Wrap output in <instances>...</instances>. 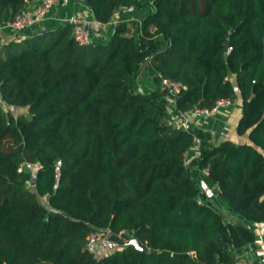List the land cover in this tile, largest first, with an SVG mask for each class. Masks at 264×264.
Returning <instances> with one entry per match:
<instances>
[{"label": "trees", "instance_id": "16d2710c", "mask_svg": "<svg viewBox=\"0 0 264 264\" xmlns=\"http://www.w3.org/2000/svg\"><path fill=\"white\" fill-rule=\"evenodd\" d=\"M27 1L0 0V23ZM122 1L75 5L105 23ZM127 1L144 12L103 42H76L66 21L0 45V264H232L253 244L244 220L264 221V0ZM141 68L148 91L134 88ZM157 73L181 81L172 101ZM236 94L247 141L167 122L169 108ZM194 163L239 217L208 200ZM95 227L118 247L95 256L85 246Z\"/></svg>", "mask_w": 264, "mask_h": 264}, {"label": "crops", "instance_id": "0c3cea01", "mask_svg": "<svg viewBox=\"0 0 264 264\" xmlns=\"http://www.w3.org/2000/svg\"><path fill=\"white\" fill-rule=\"evenodd\" d=\"M76 1L80 0H58L53 4L45 17L40 22L26 28L28 31L31 28H51L56 25L62 24L67 21L68 17H77L84 21L89 27L91 34L92 42L105 41L112 30L113 25L117 21L126 20L133 22L137 17L144 11L140 8H137L133 5H129L127 0L122 1L120 8L115 11L112 18L105 23L97 22L88 7L84 3H78L75 5ZM36 2V0H28L25 8L31 6ZM130 32L134 34L136 32L135 24L130 23ZM26 32L23 30H13L8 27L5 22L0 23V45L5 41L11 39H19L21 35ZM232 78V77H231ZM154 86V81L151 76L147 73L146 69L141 68L137 73V76L134 81V88L139 91H148ZM172 101V100H170ZM169 115L171 117H176L175 112L169 108ZM241 113V100L240 97H232V103L227 108H221L217 112L211 115H201L199 117H192L189 121V126H199L204 129L209 130L211 138L214 141H218L223 138H229L233 141H247L246 135L237 134L235 132V125L238 117ZM264 153V150H261ZM198 153L197 149V140L194 138L191 144L186 148L184 152L185 162H189L193 157ZM190 175L197 182L199 180H204L213 190V198L207 196L210 200L222 213V215L227 219H233L237 216L233 210H231L226 202L222 201L218 196L217 186L214 182L209 180L207 175L202 172V168L198 167L197 164H191L189 167ZM249 228L253 231L254 241L253 244H243L238 246L234 250L235 260L232 264H264V221L263 222H252L244 220ZM96 243H94L95 245ZM98 242L94 247L96 251L101 249V244ZM95 255V254H94ZM50 264L49 262H47Z\"/></svg>", "mask_w": 264, "mask_h": 264}, {"label": "built area", "instance_id": "2783aa9c", "mask_svg": "<svg viewBox=\"0 0 264 264\" xmlns=\"http://www.w3.org/2000/svg\"><path fill=\"white\" fill-rule=\"evenodd\" d=\"M58 2V0H36V2L31 6V8L22 7L13 16L5 22V24L13 30H23L29 28L30 26L40 22L45 17V14L49 8ZM67 22L70 25V31L73 39L78 43H88L92 42L90 29L87 24L77 17H68ZM159 85L166 89L169 98H173L175 93H177L182 85L181 81L178 79H173L170 77L161 76L157 73ZM232 103V97H217L214 99L209 106H197L194 105L184 111L175 113L176 117L169 116L167 122L173 124L174 126L186 129L189 127V121L192 117H199L201 115L207 116L214 114L221 108H227ZM20 169V167L18 168ZM202 172L207 175L206 168H202ZM199 186L202 188L206 196H209V186H207L204 180H199ZM109 230L107 228H91L85 236V246L90 250L94 243L105 234H108ZM125 241L126 237H121Z\"/></svg>", "mask_w": 264, "mask_h": 264}, {"label": "rangeland", "instance_id": "374dc122", "mask_svg": "<svg viewBox=\"0 0 264 264\" xmlns=\"http://www.w3.org/2000/svg\"><path fill=\"white\" fill-rule=\"evenodd\" d=\"M29 8V7H27ZM170 100H172V98H170ZM0 108L3 109V110H6V106L4 105V103H2V101L0 100ZM9 110L11 111V114L15 115L17 112H25V108L23 106H11L9 108ZM169 119V118H168ZM190 127V126H189ZM30 171H33L36 167V163H28L26 165ZM213 196V190L209 189V197H211L212 200H214V198L212 197ZM39 200L41 203L45 204V199L43 196L39 197ZM101 243L103 245H101V249L99 251H96L95 249V245ZM90 250L92 251L93 254H95V256H99V255H102L104 253H108L112 250H114L116 247H118V244L109 239L107 237V234L103 235ZM43 264H48V263H43Z\"/></svg>", "mask_w": 264, "mask_h": 264}, {"label": "water", "instance_id": "95a60500", "mask_svg": "<svg viewBox=\"0 0 264 264\" xmlns=\"http://www.w3.org/2000/svg\"><path fill=\"white\" fill-rule=\"evenodd\" d=\"M225 44H226V50H228V49H229V44H228V42L225 41ZM32 182H33V178H31V183H32ZM128 242H129V243H132V244L134 245V247H135L137 250H139V251H144L145 248H146V247L141 246V245L138 243V241H137L134 237H132L131 235H130V238H129Z\"/></svg>", "mask_w": 264, "mask_h": 264}]
</instances>
